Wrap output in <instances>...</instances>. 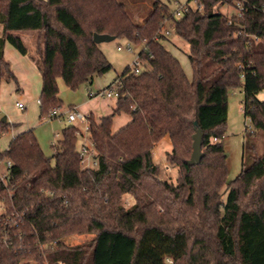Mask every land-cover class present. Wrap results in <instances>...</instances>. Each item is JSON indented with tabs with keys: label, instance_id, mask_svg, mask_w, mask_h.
Masks as SVG:
<instances>
[{
	"label": "trees",
	"instance_id": "1",
	"mask_svg": "<svg viewBox=\"0 0 264 264\" xmlns=\"http://www.w3.org/2000/svg\"><path fill=\"white\" fill-rule=\"evenodd\" d=\"M201 1L204 13L191 8L175 20L169 6L154 0L141 23L126 0H0V78L17 90L5 44L27 55L15 33L39 32L40 117L62 107L59 78L75 90L112 70L95 34L142 47L146 63L141 73L127 67L116 78L112 115L99 122L89 115L95 167L82 165L76 125L63 129L52 157L33 129L0 148V163L12 162L6 181L0 178V264H45L56 255L65 264H264V153L253 139L254 131L264 132V43L253 39L264 40V0H249L250 10L231 24L220 10L224 2ZM167 21L189 44L191 79L167 37L156 40ZM236 88L255 130L245 134L250 162L228 183L223 138L228 92ZM121 112L132 120L113 133ZM17 127L0 119V134ZM197 129L204 156L189 166ZM166 134L174 153L168 160L180 168L177 186L157 180L161 169L151 158ZM125 195L134 201L130 207ZM89 234L80 244L64 241Z\"/></svg>",
	"mask_w": 264,
	"mask_h": 264
},
{
	"label": "rangeland",
	"instance_id": "2",
	"mask_svg": "<svg viewBox=\"0 0 264 264\" xmlns=\"http://www.w3.org/2000/svg\"><path fill=\"white\" fill-rule=\"evenodd\" d=\"M127 6L133 12L134 19L137 22H143L145 18L151 13L152 4L154 0H126ZM165 1V0H162ZM175 1V0H168ZM224 10V9H223ZM230 12V11H229ZM231 13V12H230ZM226 14H229L228 11ZM231 15V14H230ZM24 42V45L28 48L29 53L33 55L34 59H38L37 51V40L39 37L38 31H20L17 32ZM261 42L264 43V40ZM124 42L120 39H115L112 42H102L99 43L100 49L103 51L107 60L111 62L113 68L106 74L96 77L94 83H84L77 89L68 88L62 78L58 79L59 86V96L62 100V107L59 108L63 114L60 117L50 118L49 115L40 117L41 110L40 104L37 103L39 94H34L31 96H23L22 92L16 91V85L14 81L5 79V77L0 78L6 81L4 87L0 91V117H7L12 124H16L20 127H27L34 130V134L37 141L40 142L42 150L47 157H52L54 154V146L58 142L57 140L61 138L63 129L69 126L66 123V115L71 107H77L82 113L88 114L84 111L82 106L91 105L89 93H98L101 89L105 88L106 85L113 81L117 75L122 74L125 69L131 65L133 62L134 55H136L142 48L136 47L133 52L119 51L118 45H122ZM168 50L179 59L185 73L191 79L193 77L192 69L190 66L189 58L187 54L189 52V44L176 35H172L164 41ZM15 50H17L15 48ZM18 52V51H17ZM2 79V80H1ZM13 84V85H12ZM15 88L14 90L11 88ZM259 98L264 100V92L259 94ZM96 101L100 103L105 100L103 98H95ZM244 92L242 88L230 89L228 92V116L227 124L225 127V137L223 138L224 150L228 153L227 167H228V177L227 182L234 180L244 169V163H249L250 160L247 159L246 150H244V144L247 133H252V131L246 129V127L252 125L248 118H245L244 114ZM23 103L24 108L19 109L16 104ZM84 105V106H85ZM95 109V108H93ZM101 109V108H99ZM95 112L99 115L100 110ZM95 118V117H94ZM79 124V123H77ZM253 127V126H252ZM18 128V127H17ZM15 129V128H14ZM7 132V134H0V148L6 149L8 146V140L11 138L14 131ZM254 142L256 145V150L258 154L264 153V132L254 131ZM154 149V148H153ZM152 149V150H153ZM152 150L150 152H152ZM163 153V151H162ZM160 157H155L151 153L152 161L155 165H158L161 169L160 175L157 177L158 181H167L169 184L177 186V180L180 173V168L177 164H173L168 160V156L174 154L173 149L162 154ZM92 160V158H91ZM93 161V160H92ZM92 161H90L91 165ZM85 164H83V167ZM89 167V166H87ZM86 166L84 168H87ZM95 167V166H91ZM6 163L0 165V173H5ZM222 198L225 200L227 194V188L222 190ZM134 201L131 196L125 195L123 197V204L126 207H130ZM162 212V210H160ZM94 237L93 234L89 235H73L66 238L64 241L68 245L80 244L89 241ZM169 264H172L171 260H168Z\"/></svg>",
	"mask_w": 264,
	"mask_h": 264
},
{
	"label": "built area",
	"instance_id": "3",
	"mask_svg": "<svg viewBox=\"0 0 264 264\" xmlns=\"http://www.w3.org/2000/svg\"><path fill=\"white\" fill-rule=\"evenodd\" d=\"M164 5H167L170 7V11H172V14L174 16L175 20H180L184 17H186L189 13L191 8H194L199 13H204V3L201 0H175L173 2L165 0L162 1ZM223 4V7L220 9L222 13L228 11L229 14H227L229 20L228 24H231L232 18H239L246 14L251 7V3L249 0H221ZM224 9V10H223ZM231 13H230V12ZM231 14V15H230ZM176 27L173 23L166 22L162 26L161 35L156 38V40H159L161 36H165L169 38L172 35H175ZM253 39L257 42H261L262 40L258 38L257 36L253 37ZM123 44L118 45L119 51H126V52H133L135 45L132 44L131 41L123 40ZM140 52V51H139ZM139 52L137 53L136 57L133 59V62L131 63L130 69L132 72L139 74L146 68V63L142 61L139 57ZM243 77V75H242ZM121 86V81L116 80V82L111 85L109 88L100 90L98 93L91 92L90 95L94 97H103V98H118L119 92L118 88ZM16 106L19 109L24 108L23 103H17ZM70 110L67 112L66 120L69 124L75 125L77 123L82 124L83 127H78V140H80V145L78 146V150L80 153V156H82V165L87 163V160L90 158H93L92 164H89L87 166H96V161L94 160V154H95V147L94 143L90 138L89 134V114L82 113L77 107L69 108ZM1 113V109H0ZM63 114L61 113L60 109L54 108L50 114V118L54 117H60ZM251 121V119H249ZM247 130L252 131L253 127L252 125L246 127ZM4 163V162H3ZM6 163V171L5 173H0V178L5 182L6 179L9 176V168L12 165V162L8 160ZM1 164V163H0ZM86 166V167H87ZM45 264H65L61 259H59V255H56L53 260L45 259Z\"/></svg>",
	"mask_w": 264,
	"mask_h": 264
},
{
	"label": "crops",
	"instance_id": "4",
	"mask_svg": "<svg viewBox=\"0 0 264 264\" xmlns=\"http://www.w3.org/2000/svg\"><path fill=\"white\" fill-rule=\"evenodd\" d=\"M15 34L17 36H19L17 33H15ZM4 48H5L4 56H5L6 60L9 62V64H11L12 71H13L16 79H18V82H19V88L17 90V86H16V91H19V92L23 91V93H22L23 96H27V95L31 96L34 94H39V98L37 100V103H39L43 79L41 78V72L38 68V63H36V59H34L33 55H31L29 53V50H28L27 55H23L18 50H15V48L9 43H6ZM140 48H142V47H140ZM136 55H134V58L136 57ZM130 66H128V67H130ZM117 77H118V75L115 77V79L113 81L109 82L106 85V87L103 89L109 88L111 85H113L115 83ZM95 79L89 83H91V84L94 83ZM6 81L2 80V82H0V91H1V88L4 87V83ZM11 88L13 90L15 89V88H13V86H11ZM103 89H101V90H103ZM98 92H100V91H98ZM90 93H89V97L91 98L90 102H91V105H93V108H95V109L91 108L92 106L85 105V104H84L85 106L83 105L82 108H84L83 110L86 111L89 115L91 114L92 116H94L96 122H99V119L102 116H108V115H112L114 113V111L116 109L117 98L114 99V98H103V97H101L105 100H103L100 103V101L95 100V98H98V97L91 96ZM99 108H101V109H99ZM95 110L101 111L99 113V115L95 112ZM4 118H6V121L10 122L7 117H2V118L0 117V119H4ZM131 120H132V117L130 115L124 113V112L117 114V116H115L114 120H113V123H114L113 128H112L113 133H117V131H119L121 128L128 125L131 122ZM65 121L69 126L72 125V124H69L67 122V120H65ZM75 125L77 127H83L82 124H75ZM69 126H66L65 128H67ZM29 129H31V128H27V127L25 128V127H20V126H18V128H15L13 133H12L11 138L8 140V142H9L8 146H9L10 141L13 137H15V136L23 133V131L29 130ZM79 145H80V140H79L78 146ZM8 146L6 147V149H8ZM6 149H3V150H6ZM172 149H173V145H172L171 137H169V135L166 134L164 136V139L161 142H159L158 144H156L154 149L150 153H153L155 155V157H160L162 151H163V153H165V152L170 151ZM92 160H93V158H92ZM92 160H91V158L88 159L85 166L89 165L91 163L90 161H92ZM1 164H3V163H1Z\"/></svg>",
	"mask_w": 264,
	"mask_h": 264
},
{
	"label": "water",
	"instance_id": "5",
	"mask_svg": "<svg viewBox=\"0 0 264 264\" xmlns=\"http://www.w3.org/2000/svg\"><path fill=\"white\" fill-rule=\"evenodd\" d=\"M116 38L115 36H110L108 34H95L94 35V42L95 44L99 45V43L102 42H112ZM3 121H6V118L2 119ZM195 125L197 122L195 121ZM194 136V142H193V154L191 159L188 161L189 166H195L197 165L201 159L204 156V153L202 152V131L200 129L196 130V133L193 135Z\"/></svg>",
	"mask_w": 264,
	"mask_h": 264
}]
</instances>
